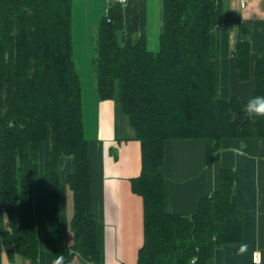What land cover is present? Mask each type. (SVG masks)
<instances>
[{"label": "trees", "instance_id": "trees-1", "mask_svg": "<svg viewBox=\"0 0 264 264\" xmlns=\"http://www.w3.org/2000/svg\"><path fill=\"white\" fill-rule=\"evenodd\" d=\"M71 9V0H0V242L10 258L31 260L44 248L69 264L75 254L95 262L101 253ZM214 28H227L221 0H160L156 51L147 48L138 17L125 21L117 0L99 18L91 57L96 95L117 93L140 142L141 170L130 180L143 202L135 264H207L218 247L241 239L230 169H221L218 188L201 196L191 215L164 209L167 139L201 138L214 150L222 138L264 136V118H248L246 100L216 97ZM235 64L238 79L252 81V97L264 96V53L238 41ZM63 158L71 160L64 175ZM63 183L72 193V245L60 228Z\"/></svg>", "mask_w": 264, "mask_h": 264}, {"label": "crops", "instance_id": "crops-1", "mask_svg": "<svg viewBox=\"0 0 264 264\" xmlns=\"http://www.w3.org/2000/svg\"><path fill=\"white\" fill-rule=\"evenodd\" d=\"M221 3L227 12V28H214L210 36L216 97L227 99L235 94L248 101L252 97V81L238 79L235 44L245 40L252 53H264V0H221ZM148 4L154 7L155 0H129L122 5L125 21L131 16L138 17L139 31L145 36ZM232 32L236 33L234 42ZM147 48L156 51L157 47L152 42ZM81 98L90 157V206L101 253L95 262L75 254L69 264H135L143 241V202L131 190L130 180L141 170L140 142L121 110L116 92L113 98L98 99L93 81L85 90L81 85ZM222 168L232 172L230 202L241 210L242 236L236 243L218 247L207 264H252L253 250L264 254V136L222 138L214 150L201 138L167 139L160 167L164 209L183 215L194 213L198 199L218 188ZM60 170L62 175L71 171L69 158L61 160ZM72 212V193L63 183L60 228L67 245L73 243L69 227ZM241 244H247L248 248L238 254ZM10 263L54 264V259L44 248L31 260L18 253L10 258L0 242V264Z\"/></svg>", "mask_w": 264, "mask_h": 264}, {"label": "rangeland", "instance_id": "rangeland-1", "mask_svg": "<svg viewBox=\"0 0 264 264\" xmlns=\"http://www.w3.org/2000/svg\"><path fill=\"white\" fill-rule=\"evenodd\" d=\"M109 0H71V28L76 70L83 89L92 85L93 73L91 57L94 53L96 23L105 14ZM149 2V1H148ZM157 21V24H156ZM146 41L152 42L158 49V31L160 25V0H155V6L148 4L146 8ZM150 50V49H149ZM37 164L42 166L41 159Z\"/></svg>", "mask_w": 264, "mask_h": 264}, {"label": "clouds", "instance_id": "clouds-1", "mask_svg": "<svg viewBox=\"0 0 264 264\" xmlns=\"http://www.w3.org/2000/svg\"><path fill=\"white\" fill-rule=\"evenodd\" d=\"M235 36L236 33L232 32L231 39L233 40V42L235 41ZM244 112L248 118H256V117L264 118V96L257 95L248 99L247 103L244 106ZM247 248H248L247 244H241L239 246L238 254L245 253L247 251Z\"/></svg>", "mask_w": 264, "mask_h": 264}, {"label": "built area", "instance_id": "built-area-1", "mask_svg": "<svg viewBox=\"0 0 264 264\" xmlns=\"http://www.w3.org/2000/svg\"><path fill=\"white\" fill-rule=\"evenodd\" d=\"M129 0H117L121 5H124L128 2ZM241 5H243V2H241ZM193 262V260H191ZM251 262L252 264H264V254L258 249H255L252 251L251 254ZM12 264V263H10ZM54 264H59L57 261H54Z\"/></svg>", "mask_w": 264, "mask_h": 264}]
</instances>
